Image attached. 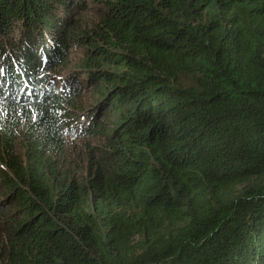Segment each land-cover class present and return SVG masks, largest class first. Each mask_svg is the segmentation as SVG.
Instances as JSON below:
<instances>
[{"label": "trees", "instance_id": "obj_1", "mask_svg": "<svg viewBox=\"0 0 264 264\" xmlns=\"http://www.w3.org/2000/svg\"><path fill=\"white\" fill-rule=\"evenodd\" d=\"M0 264H264V0H0Z\"/></svg>", "mask_w": 264, "mask_h": 264}, {"label": "rangeland", "instance_id": "obj_2", "mask_svg": "<svg viewBox=\"0 0 264 264\" xmlns=\"http://www.w3.org/2000/svg\"><path fill=\"white\" fill-rule=\"evenodd\" d=\"M100 11L98 4L88 5V8L83 12L78 14L81 15L80 21L82 24H85L88 21H91L92 18H97ZM71 49L69 50V59L63 63L59 64L51 69H45L44 72L48 75H51L54 78L64 77L69 74L70 70L79 67V61L84 57L83 53V44L77 40L71 39L69 42ZM185 83H191L192 81L188 78L183 79ZM81 91L75 95V117L74 120H78L80 116L90 110L91 103L95 100V97L92 94L93 89L89 86L80 87ZM86 121L83 120V124ZM100 136H86L82 133L78 135H72L68 137V143L66 146V151L63 154V162L71 165V167L76 171L77 174L81 171H86L88 168L89 158H95L99 152V148H92V145H102L105 142L100 140Z\"/></svg>", "mask_w": 264, "mask_h": 264}]
</instances>
